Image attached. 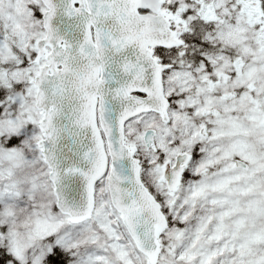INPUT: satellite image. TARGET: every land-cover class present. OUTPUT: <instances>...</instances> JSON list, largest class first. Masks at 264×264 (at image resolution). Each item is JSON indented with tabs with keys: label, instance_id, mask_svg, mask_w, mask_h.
<instances>
[{
	"label": "snow or ice",
	"instance_id": "6c2138e0",
	"mask_svg": "<svg viewBox=\"0 0 264 264\" xmlns=\"http://www.w3.org/2000/svg\"><path fill=\"white\" fill-rule=\"evenodd\" d=\"M0 264H264V0H0Z\"/></svg>",
	"mask_w": 264,
	"mask_h": 264
}]
</instances>
